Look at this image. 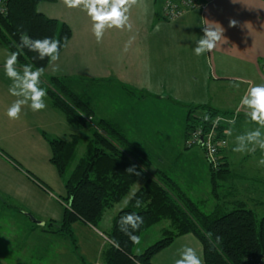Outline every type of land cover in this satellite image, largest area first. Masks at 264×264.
<instances>
[{"label": "crops", "instance_id": "crops-1", "mask_svg": "<svg viewBox=\"0 0 264 264\" xmlns=\"http://www.w3.org/2000/svg\"><path fill=\"white\" fill-rule=\"evenodd\" d=\"M167 1L136 0L126 5L127 24L106 28L100 43L83 6L69 8L63 0L42 2L40 13L72 30L67 47L43 76L66 80L96 117L116 125L149 159L144 179L137 183L141 187L154 178L174 195L182 192L199 208L209 201L204 193L211 195V213L243 204L256 217L264 216V165L259 163L264 158L253 157L254 146L244 152L233 150L236 137L243 135L239 122L251 121L240 100L250 83H264V0H195L196 8L174 20L164 16ZM233 20L235 26L230 25ZM206 26L223 30V36L211 52L197 56L193 50ZM10 54L0 43V243L9 244L17 255L6 256L4 247L0 248V264H104L109 248L106 235L131 197L124 208H116L119 203L106 211L99 229L82 221L75 223L77 249L70 237L49 232L50 222L64 219L62 200L67 192L44 135L66 142L81 137L86 143L91 136L88 129L72 126L48 96L45 109L34 112L25 105L19 119L8 118L7 108L18 99L10 94L12 81L4 72ZM106 88L110 98L114 91L121 93L124 109L116 107L119 100H103L102 93L94 92ZM201 106L214 108L231 121L225 125L228 144L222 157L226 172L217 178V194L204 150L186 147L189 115L203 116V111L192 110ZM80 149L85 151V146ZM199 191L201 199H196ZM115 209L118 211L109 214ZM31 216L44 225L34 223ZM186 246L205 264L203 247L193 235L177 237L152 262L174 264L179 250Z\"/></svg>", "mask_w": 264, "mask_h": 264}, {"label": "trees", "instance_id": "trees-1", "mask_svg": "<svg viewBox=\"0 0 264 264\" xmlns=\"http://www.w3.org/2000/svg\"><path fill=\"white\" fill-rule=\"evenodd\" d=\"M53 1L9 0L7 13H0V43L11 53H19L17 64L21 67L29 64L33 70L43 68L45 72L52 62L47 57L39 59L37 53L27 48H20L22 33L26 32L32 39L55 38L62 45L65 37L67 43L72 38V30L68 25L38 11L42 2ZM64 48L61 47L60 54ZM262 69L264 71V62ZM40 86L46 90L53 107L72 126L88 129L91 136L86 143L81 137H74L71 142H66L44 135L52 149L51 161L56 166L67 192L66 198L62 200L66 207L64 219L62 223L50 222L49 232L70 237L77 249L74 224L82 221L99 229L106 211L121 203L130 195L132 188L144 179V166L150 161L126 139L116 125L96 117L95 111L72 90L66 80L56 77L47 79L42 74ZM192 110H201L205 116L211 118L224 117L222 112L205 106ZM201 117H193L190 113L189 134L195 126L201 124ZM219 131L222 136L226 134L225 124L220 126ZM82 146H85L86 151L83 156L78 157ZM131 166H135V172L140 175L127 172L126 169ZM223 167V157L219 169L214 170L211 167L215 194L219 188L217 178L226 172ZM158 174L167 179L161 172ZM178 194L180 196L174 195L168 186L154 178L147 179L131 196L127 207L114 217L111 231L106 235L109 248L104 254V264H154L152 260L156 254L169 247L177 237L184 235H193L200 241L205 264H248L250 258H264V217L258 221L255 213L243 204L226 211L217 210L207 214L182 192ZM137 201L140 202L139 207ZM130 213L143 218V223L137 230L128 228L139 240L149 228L162 222L170 223V229L164 232L166 237L148 247L141 255L134 254V248L139 241L133 242L121 230V217Z\"/></svg>", "mask_w": 264, "mask_h": 264}, {"label": "clouds", "instance_id": "clouds-1", "mask_svg": "<svg viewBox=\"0 0 264 264\" xmlns=\"http://www.w3.org/2000/svg\"><path fill=\"white\" fill-rule=\"evenodd\" d=\"M135 2L136 0H63V3L69 8L83 6V9L87 11L93 21L92 32L97 43L102 42L106 28L113 26L122 28L127 24L128 16L126 13L128 7L126 5ZM235 24L234 20L230 21L231 26H235ZM222 36L223 30L216 29L214 26L204 27L203 35L196 41L194 53L199 56L205 52H211ZM62 46L67 47V37L64 38L62 45L60 40L51 37L32 39L26 32L20 36L19 47L37 53L38 58L41 60L47 57L53 62L57 61ZM18 55V52L11 53L4 64L5 75L12 81L9 92L12 96L18 97L7 108L6 115L12 120L20 118L22 107L25 105L29 106L34 112L46 108L45 97L47 92L40 86L44 69L37 68L33 70L32 65L25 64L22 69L18 70L16 66ZM53 70L58 69L54 68ZM233 86L239 87L238 84ZM240 107L245 109V115L251 121L264 127V83H250L240 100ZM236 143L237 147L233 149L236 152L246 151L249 144L258 145L260 149L264 150V134L257 128L237 136ZM259 163L264 165V159H261ZM126 171L140 175L139 172H135V166L127 168ZM139 205L140 202L137 201V207ZM141 223H143V218L134 213L126 214L120 220L121 230L129 235L133 242H138L139 237L132 235L128 228L130 227L135 231ZM174 264H203V262L193 248L186 246L179 250V258L175 259Z\"/></svg>", "mask_w": 264, "mask_h": 264}, {"label": "built area", "instance_id": "built-area-1", "mask_svg": "<svg viewBox=\"0 0 264 264\" xmlns=\"http://www.w3.org/2000/svg\"><path fill=\"white\" fill-rule=\"evenodd\" d=\"M9 0H0V13H7V4ZM195 0H168L164 6V16L168 20H174L184 14L186 11L196 8ZM200 125L195 126L190 131L189 137L186 141L187 148H201L204 150L210 166L217 170L222 164L221 151L227 147V137L224 133L220 135L219 128L222 124L231 123L230 120L217 116L211 118L209 116H202L199 118ZM248 264H264V258H250Z\"/></svg>", "mask_w": 264, "mask_h": 264}, {"label": "rangeland", "instance_id": "rangeland-1", "mask_svg": "<svg viewBox=\"0 0 264 264\" xmlns=\"http://www.w3.org/2000/svg\"><path fill=\"white\" fill-rule=\"evenodd\" d=\"M106 90H107V88L105 90H99V91H94V92L102 93V99L103 100L104 99H110L113 101L119 100V94H121L120 92L114 91V97L110 98V96H109L110 93H109V91H106ZM104 93H106V94H104ZM87 97H89V96H87ZM116 105H118V106H116L118 109H124L125 108V107H122L123 105H122L121 101H120V103H116ZM97 108L101 109L99 106ZM257 128H259L260 131L262 132V134H264V127H261L256 122L244 120V121L239 122V129L238 130L241 134H245L246 132L256 130ZM88 137H90V135ZM249 146H251V147L254 146V148L256 149L255 154L253 155L254 158L257 159L260 156H263V158H264V150L260 149L258 145L249 144L248 147ZM85 151H86V149H85ZM85 151H84V149H80V152L78 153V157L83 156ZM140 187H141L140 183L136 184L132 188L130 195L128 197H126L116 208H120V207L124 208L125 205L127 204L128 200H129V198L131 197V195H133L135 192H137V190ZM199 193L200 194L196 199H201V191H199ZM204 196L207 197L206 199H209V201H206L204 204L200 203V209L203 212L211 213L213 199H212L211 195H209V194L204 193ZM0 206H1V203H0ZM122 208H120V209H122ZM117 211H118L117 209L111 210V212L109 214H113ZM229 211H231V210H229ZM2 212H3V209L0 208V214H2ZM258 215L259 216L257 217V219H258V221H260L264 216L262 214H258ZM0 222H2V220H0ZM0 228L3 230V228L1 226H0ZM166 229H170L169 223L168 222H162L158 225H155V226L149 228L147 231H145L142 234V236L138 242V245L134 248V254L135 255H141L145 251V249L154 245L156 242L164 239L166 237V235H164V232ZM5 230H7L8 233L12 232L11 227H7ZM5 243L7 244V241ZM7 245H9V244H7ZM7 245L0 243V248L4 247L3 250H4V253L6 254V256L8 254L13 255V256L17 255V253L15 251L10 250Z\"/></svg>", "mask_w": 264, "mask_h": 264}, {"label": "water", "instance_id": "water-1", "mask_svg": "<svg viewBox=\"0 0 264 264\" xmlns=\"http://www.w3.org/2000/svg\"><path fill=\"white\" fill-rule=\"evenodd\" d=\"M31 220H32L34 223H36V224L44 225V222H41V221H39V220H36V219L33 218L32 216H31Z\"/></svg>", "mask_w": 264, "mask_h": 264}]
</instances>
